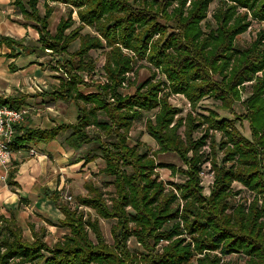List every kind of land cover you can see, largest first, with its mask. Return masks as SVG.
<instances>
[{"label":"trees","instance_id":"obj_1","mask_svg":"<svg viewBox=\"0 0 264 264\" xmlns=\"http://www.w3.org/2000/svg\"><path fill=\"white\" fill-rule=\"evenodd\" d=\"M54 4L66 13L51 33ZM13 5L36 29L38 49L61 58L58 93L74 103L77 118L50 130L15 125L9 149H28L69 131L65 145H93L104 162L99 173L112 178L114 192L108 203L100 188L85 183L86 195L75 197L74 207L51 193L63 216L58 224L68 230L52 245L44 240L45 228L29 225L26 238L12 214L0 215V264H236L225 260L232 255L243 264H264V29L242 49L235 43L253 22L264 24V0H44L43 14L39 0ZM86 28L93 34L82 33ZM2 44L22 47L7 37L0 38ZM99 50L103 64L97 71L90 52ZM144 66L150 76L138 82L137 69ZM172 96L186 100L185 115L170 104ZM205 98L233 118L209 108L198 113ZM235 104L243 114L234 111ZM143 113H151L145 131L157 145L152 154L141 151L139 142L129 143ZM237 122L248 124L249 138ZM166 153L185 168L157 164L155 156ZM90 155L86 163L96 157ZM205 164L212 174L207 195L200 181ZM157 168L181 174L184 183H164ZM14 173L8 172L9 185H15ZM233 184L252 195L248 204L232 202L241 193ZM99 219L115 221L112 245ZM131 238L143 250L131 251Z\"/></svg>","mask_w":264,"mask_h":264},{"label":"crops","instance_id":"obj_2","mask_svg":"<svg viewBox=\"0 0 264 264\" xmlns=\"http://www.w3.org/2000/svg\"><path fill=\"white\" fill-rule=\"evenodd\" d=\"M13 1L0 0V38L7 37L22 42V47L0 45V102H8L7 106L17 105L14 108L21 106L28 108L21 126L50 130L55 125L73 124L77 118V109L73 102L65 100L58 93L63 74L59 76L56 73L59 71L56 64L54 67L47 64L46 59L51 60L53 56L38 49L36 29L30 22L22 19ZM11 53L14 56H10ZM78 89L84 94L93 92L90 88ZM69 133V131L60 133L49 142L31 143L30 146L37 150L35 158L29 157L28 149L24 148L11 151V161L7 166L0 164V215L9 217L12 214L19 221L17 216L22 206L27 204L30 206L33 202V208L50 212L57 223L63 218L49 197L57 189H54L52 184L50 187L48 182L54 179L57 183L59 167L67 169L62 176L69 178L71 173L69 168L79 165L80 160L85 161L86 156L74 162H69L68 157L83 147H90L85 145L78 150L68 148L64 141ZM102 163L104 167V162ZM11 170L15 171L11 180L15 185L8 183V172ZM49 223L60 227L59 224H52L56 222ZM60 228L63 230L62 236L68 233L67 229Z\"/></svg>","mask_w":264,"mask_h":264},{"label":"rangeland","instance_id":"obj_3","mask_svg":"<svg viewBox=\"0 0 264 264\" xmlns=\"http://www.w3.org/2000/svg\"><path fill=\"white\" fill-rule=\"evenodd\" d=\"M43 2L44 0H39V10L41 14H43ZM216 6V1H214L209 8V13H208V18H210V14L212 10ZM66 13V8L61 5V4H54V12L49 20V30L51 33L55 32L56 25L60 18L64 17ZM75 18V15L73 16ZM77 25V24H76ZM75 25V26H76ZM259 29H264V24H259L257 22H253L251 25V28L241 36H239L236 40V48L242 49L246 47L251 40L254 39L256 32ZM82 33H90L93 34V31L90 28H86ZM78 42H74L68 49L70 53L74 52L77 49ZM46 54V53H45ZM90 56L96 60V67L97 71H100V68L103 64V52L101 50L99 51H91ZM48 60L47 64H49L51 67H54L56 64V57H52V59H46ZM60 60V59H59ZM138 66V64H137ZM136 66V67H137ZM59 74V76H62V73L60 71L56 72ZM129 76L132 77V74H129ZM150 76V70L144 66L139 69H137L136 72V80L138 82H143ZM89 90V89H88ZM247 95L243 94V99L246 98ZM169 102L171 105L181 108L182 109V115H185L186 112L189 110V105L186 102V100L181 97V96H172L169 99ZM218 103L215 102L214 100L210 98H205L200 102L201 109H198V113L200 114H206L204 109H213L215 110L220 118H226V119H232L233 116L229 114L226 111H221L217 109ZM204 108V109H203ZM234 111L237 114H243V109L240 107L239 104L234 105ZM151 113L146 114L143 113L142 117L135 121L133 123L132 130L130 132V140L129 143L130 145H134L136 142H139V144H142L140 146L141 151L147 150L149 153H153L157 149V145L154 142L152 138L149 137V135L145 131V121L146 118L149 117ZM240 133L249 138L250 133H249V128L248 124L246 122L242 123H236L235 124ZM218 136V135H217ZM30 146V145H29ZM33 147V146H30ZM35 148V147H33ZM93 145H90V147H83L79 152L74 153L71 155L69 158V162H74L77 159L81 158L82 156H87V154L90 152L91 155L96 156V159L94 161H91L89 163H86L85 161L80 160V164L74 167H70V174L69 178L65 177L63 178V174L66 173L65 168H61L58 170L59 179L57 180V183L54 181V179L50 182H48L49 186H51L54 189H57L56 192L59 193V203H67L71 207L75 206V197L77 196H85L86 195V190H85V183L91 182L94 186L100 188L102 192L104 193V197L106 198L107 202L109 203V198L113 196L114 189L112 187V178L105 177L99 173V170L103 167V163L98 157L99 153L95 152L93 150ZM36 150V149H35ZM29 155V154H28ZM37 154L34 157L35 158ZM155 162L157 164H164V165H173L177 168L184 169V165L181 163L179 158L175 154H159L155 156ZM71 166V165H69ZM74 171V172H73ZM156 172L158 173L159 179L162 180L164 183L165 182H173L175 184H183L185 181V177H183L181 174L177 173L176 175H171L169 169L167 168H157ZM54 175V172H52ZM73 175V176H72ZM62 176V177H61ZM57 178V176H56ZM62 178V179H61ZM68 179V180H67ZM200 181H201V186L203 187V192L204 194H208L209 191V186L211 185L212 182V174L210 172V166L209 164H205L203 166V171L200 174ZM50 186V187H51ZM234 190H241V193L236 196L234 199H232L233 203L236 202H241L244 201L246 204H248L251 201L252 195L241 188L239 184H233ZM70 198V199H69ZM31 202V205L28 206H22L20 213L18 214V222L19 225L23 229V235L26 238L30 237L29 233V225H34L35 230H38L39 228L43 227L46 230V237L44 240L49 244L52 245L55 243L57 240H59L62 237L63 230L60 227H57L55 225H51L49 222H56L52 224H58L57 221L55 220L54 216L50 212H42L40 211L37 207L33 208L34 203ZM81 209V207H80ZM85 213H89L92 218L95 216L93 211L90 209H84ZM115 223L114 220H103L99 219V227L100 230L104 236V239L108 245H112L113 241L110 235V229ZM90 238L93 240V235L90 233ZM128 247L130 248L131 251L133 252H138L143 250L142 247L133 239L131 238L128 242ZM225 260H231L234 261L236 264H243V260L240 259L238 255H232L229 257H226Z\"/></svg>","mask_w":264,"mask_h":264},{"label":"built area","instance_id":"obj_4","mask_svg":"<svg viewBox=\"0 0 264 264\" xmlns=\"http://www.w3.org/2000/svg\"><path fill=\"white\" fill-rule=\"evenodd\" d=\"M28 108L21 106L11 108L7 105H0V164L7 166L11 161V150L9 146L13 141L14 126L21 124L25 120ZM28 154L34 157L37 154L35 148L28 146ZM70 199V198H69Z\"/></svg>","mask_w":264,"mask_h":264}]
</instances>
